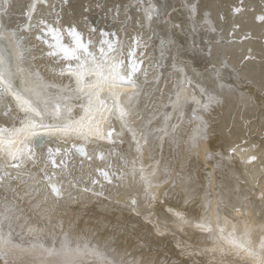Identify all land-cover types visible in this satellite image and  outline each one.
<instances>
[{"label":"bare ground","instance_id":"bare-ground-1","mask_svg":"<svg viewBox=\"0 0 264 264\" xmlns=\"http://www.w3.org/2000/svg\"><path fill=\"white\" fill-rule=\"evenodd\" d=\"M150 3L167 15L149 23L144 17V4L138 0H8L9 16L5 17V23L22 29L20 34L25 37L28 49L25 73L38 71L49 85L62 87L69 81L59 75L62 65L45 55L47 46L37 39L44 31L40 21L61 28L75 25L85 37L95 28L91 39L97 47L102 39L119 41L118 50L123 51L125 65L131 59L139 67L134 90L138 95L130 108L136 128L144 130L148 141L141 158L131 135L121 132L119 122H115L114 143L106 139L76 140L60 145L71 149L63 166L59 165V154L55 157L56 165L45 164L44 157L39 155L41 149L36 150L35 161L26 160L20 169L10 167L14 162L0 157V170L20 176L19 181L0 182V206L5 201L16 206L11 229L5 226L4 231L12 232L17 246L14 251L33 256L37 264H42L41 257L47 255L43 249L58 248L69 231L80 237L82 244L88 241L90 246H96L115 264L130 261L159 264L166 257H171L169 264L172 261L220 264L219 255L213 258L211 251H204L213 247V234L195 228L197 222L210 223L213 229L217 223L226 225L228 230L235 226L241 232L247 226L257 243L264 235L261 231L264 199L260 198L264 193V22L257 19L264 15V0H150ZM191 6H195V11ZM101 31L115 35L102 37ZM164 31L176 41L177 48L169 45L162 58L160 38ZM193 45L204 52L211 47L214 57L218 55L228 65L224 75L231 89L220 96V103L208 113H202L212 150L224 162L207 159L203 147L197 150L188 146L186 123L177 128L175 137L170 129L168 136L160 131L166 126L165 114H172L168 98L175 96L177 83L184 79L183 74L178 77L173 69L177 49L178 59L191 65L184 69L188 77L199 83L196 72L203 69V61L198 56L194 60ZM129 50L134 52L131 58ZM180 67L184 65L177 64V69ZM29 86L35 84L30 82ZM188 114L190 110L184 119ZM20 115L11 97L0 102V126L19 127ZM171 123L176 124L177 119H171ZM72 143L77 147L83 144L85 154L72 149ZM52 144L57 146L55 141ZM237 144L249 150L238 149L234 157L228 158L227 150ZM251 155L257 156L255 162L250 165L242 162V158L247 160ZM121 158L135 159L137 167L142 159L145 167L156 169L157 182L162 185L160 191L167 194L171 205L183 209L188 201L190 223L183 231L174 228L160 205L151 209L146 206L139 178H132L131 165L123 164ZM118 168L123 175L117 172ZM42 170L60 189L61 198H54ZM105 171L110 173L111 183L104 179ZM168 181L171 183L165 186ZM34 186L39 187V196L32 191ZM100 192L103 196L93 194ZM134 197L138 200L135 210L130 204ZM150 211L153 221L168 223L170 230L161 229L164 234L158 235L145 222ZM178 245L194 253L191 259L185 255L181 261ZM223 264H237V257L226 256Z\"/></svg>","mask_w":264,"mask_h":264},{"label":"snow or ice","instance_id":"snow-or-ice-1","mask_svg":"<svg viewBox=\"0 0 264 264\" xmlns=\"http://www.w3.org/2000/svg\"><path fill=\"white\" fill-rule=\"evenodd\" d=\"M138 3L144 4V17L149 23L167 15V12L161 14L158 6H153L150 0H138ZM8 7V0H0V102L11 97L22 115L18 116L19 127L0 126V157L10 159L14 162L10 167L20 169L26 160L35 161L36 150L41 149L39 155L44 157L45 164L56 165L55 157L59 154L61 157L59 165L63 166L64 157L69 155L71 149H65L60 145L76 140L112 141L116 132L114 124L119 122L120 131H127L131 135L136 153L142 158L143 149L148 141L144 130L136 128L130 108L131 101L138 95L134 90L137 87L135 75L139 67L137 62L131 59L129 64L125 65L122 59L123 51L118 50L119 41L102 39L97 47L91 39L96 31L95 28L90 29L88 36L85 37L75 25L61 28L40 21L39 24L43 25L44 31L42 35L37 36V39L47 46L48 51L45 55L62 65L59 67V75L69 81L62 87L49 85L38 71L25 73L24 63L28 59L25 55L28 51L24 45L25 37L20 34L22 29L12 28L10 23H5V17L9 16ZM34 7L35 5L32 6L33 9ZM191 8L195 11V6ZM235 11L238 12L239 9ZM116 12L118 15V8ZM257 19L264 22V15H260ZM175 27L178 26L174 25ZM114 35L115 33L101 31L102 37ZM169 45L174 49L177 48L176 41L164 31L160 38L162 58L165 57ZM193 48L195 49V45ZM195 52L194 60L198 56L203 61V69L196 72L199 83H194L185 72V67L191 65L187 61L178 59L179 49H177V57L173 58L176 75L179 77L183 74L184 79L177 83L175 96L170 95L168 98L172 114H165L166 126L160 131L164 136H168L170 129L171 135L175 137L177 128L186 123L189 128L188 141H186L188 146L197 150L203 147L207 159H219L224 162V158L212 150L208 125L202 113H208L213 105L220 103V96L231 89L232 86L227 83L224 75L228 71V65L220 61L218 55L214 57L211 47L207 52L202 49H195ZM133 55L134 52L129 50L128 57L131 58ZM32 59L34 60L35 57ZM177 64H182L184 67L177 69ZM30 82L35 86L30 87ZM125 88L133 91H126ZM8 109L11 112L10 105ZM189 110L190 114L184 119L185 113ZM171 119H177V123H171ZM53 141L57 146H53ZM251 147L256 148L257 145ZM72 149L81 155L85 154L83 144L77 147L72 143ZM238 149L240 152L249 150L241 144L234 145L227 150L228 158L234 157ZM121 160L123 164L131 165L132 178L134 180L139 178L138 182L143 190L146 206L151 209L155 205H160L174 228L183 231L190 223L187 215L188 201H185L183 209L180 205H171L167 194L160 191L162 185L157 182L156 169L151 166L145 167L142 159L139 167L135 159L128 161L121 158ZM256 160L255 155L249 156L247 160L242 158V162L249 165ZM117 172L123 175L121 169L118 168ZM102 175L111 183L109 172H102ZM42 177L48 181V187L54 198H61L60 189L51 183L46 171L42 170ZM5 180L19 181L20 176H13L6 170H0V182ZM92 183L95 184L96 181ZM167 183L171 181L166 182L165 186ZM32 191L39 196L38 186H34ZM93 194L103 196V192ZM162 196L165 198L161 199ZM260 198L264 199V193ZM137 203L135 197L130 200L133 210ZM165 205L167 207H164ZM15 211L16 206L7 201L0 206V261H3V264H37L33 256L17 254L14 251L17 246L13 243L12 232L4 231L5 226L11 229ZM145 222L151 224L158 235L164 234L161 229L165 232L170 230L168 223L153 221L151 211L145 216ZM194 226L202 232L213 234V247L204 251H211L213 258L219 255L220 264H223L226 256L237 257V264H264V235L260 236L257 243L251 238L252 233L247 226L242 232L235 226L228 230L226 225L220 226L219 223L216 229L206 222H197ZM43 252L47 255L41 257L42 264H115L96 246H90L88 241H83L82 244L81 238L71 231L63 235L58 248L53 246L51 249H43ZM180 255L182 261L183 256L187 255L191 259L194 253H189L186 247H180ZM170 261L171 257H166L160 260L159 264H169ZM129 264L136 262L130 261ZM171 264L176 262L172 261Z\"/></svg>","mask_w":264,"mask_h":264}]
</instances>
